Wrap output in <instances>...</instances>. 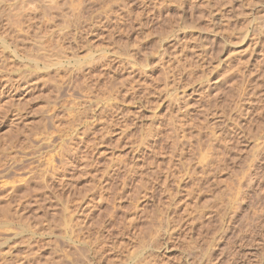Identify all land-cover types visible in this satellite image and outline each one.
<instances>
[{
    "label": "rangeland",
    "instance_id": "rangeland-1",
    "mask_svg": "<svg viewBox=\"0 0 264 264\" xmlns=\"http://www.w3.org/2000/svg\"><path fill=\"white\" fill-rule=\"evenodd\" d=\"M1 8L0 264H264V0Z\"/></svg>",
    "mask_w": 264,
    "mask_h": 264
},
{
    "label": "bare ground",
    "instance_id": "bare-ground-1",
    "mask_svg": "<svg viewBox=\"0 0 264 264\" xmlns=\"http://www.w3.org/2000/svg\"><path fill=\"white\" fill-rule=\"evenodd\" d=\"M46 11V9H44V12ZM21 11H19V12H17V13H12L10 10H7V9H5V8H1L0 9V20H3L4 22H5V24L6 25H9L10 27H12L13 28V30L15 31V32H18V33H16V34H18V36L19 35H25V37H28L29 35V28H30V25H23L24 24V20L22 21V19L23 18H25V16H23L22 14V12L20 13ZM54 30V29H53ZM53 30H52V32H49V34L47 35V36H52L53 35ZM58 30H56V32H57ZM63 31V30H62ZM62 31H58V33H57V35L59 36V35H62ZM21 32H23V33H21ZM55 32V33H56ZM20 33V34H19ZM15 34V35H16ZM65 34V33H64ZM56 35V34H55ZM56 35V36H57ZM18 36H16L14 39H12L13 40V45L15 46V48L17 47V42H24L23 41V38L21 39V38H19L18 39ZM58 36H57V39H58ZM63 37H64V35H63ZM26 39V38H25ZM27 41V40H26ZM25 41V42H26ZM29 41V40H28ZM27 41V42H28ZM30 42H31V44H32V46L35 48V49H33V50H36V52L38 51L39 53L36 55V54H34V56H32V61L35 63V64H37V62L39 61V59H42L43 61H44V57H46L45 59L48 61V63L49 62H51L52 60H53V58L52 59H49L50 57H52V56H54V55H57V54H52V55H50L49 56V53H47V49L44 47V46H41V45H39V44H37V42L36 41H31L30 40ZM0 46H2V47H7V45H6V42H5V39L4 38H1V40H0ZM43 57V58H42ZM55 58H58V57H55ZM61 58V57H60ZM46 62V61H45ZM39 65V64H38ZM35 66V65H34ZM38 67V66H37ZM179 104V103H178ZM183 104H185V103H183ZM175 105V104H174ZM183 108V107H182ZM177 109V108H176ZM181 110V109H180ZM176 111V110H175ZM179 113V112H178ZM177 117V116H176ZM132 161V160H131ZM126 163V162H125ZM128 163V162H127ZM133 164H135V163H133ZM135 166V165H134ZM115 167V166H114ZM120 167V166H119ZM123 167V166H122ZM113 168V167H112ZM118 168V167H117ZM131 169V168H130ZM137 169V168H136ZM104 171V170H103ZM107 171V170H106ZM120 171V170H119ZM127 171V170H126ZM135 171V170H134ZM133 171V172H134ZM102 172V171H101ZM112 172V171H111ZM114 172V171H113ZM38 173V172H37ZM40 173V172H39ZM135 173V172H134ZM33 174H35V173H33ZM41 174V173H40ZM116 174V173H115ZM137 174V173H136ZM104 175V174H103ZM109 175V174H108ZM129 175V174H128ZM133 175V174H132ZM35 176V175H34ZM115 176V175H114ZM114 176H113V179H114ZM118 176V175H117ZM104 177V176H103ZM105 177H107V175L105 176ZM110 177V176H109ZM40 178V177H39ZM99 178V177H98ZM119 178V177H118ZM31 179V178H30ZM38 180V179H37ZM105 179H103V181H104ZM99 181V180H98ZM106 181V180H105ZM104 181V183H106ZM102 182V181H101ZM114 182V181H113ZM3 183V182H2ZM100 183V182H99ZM133 183V182H132ZM95 184V183H94ZM93 184V185H94ZM97 184V183H96ZM102 184V183H101ZM111 184V183H110ZM110 184H109V186H110ZM135 184V183H134ZM44 185V184H43ZM118 185V184H117ZM120 185V184H119ZM113 186V185H112ZM93 187V186H92ZM95 187H96V185H95ZM99 187V186H98ZM102 187V186H101ZM105 187H106V185H105ZM108 187V186H107ZM115 187V186H114ZM103 188V187H102ZM110 188V187H109ZM112 188V187H111ZM92 189V188H91ZM97 189V188H96ZM108 189V188H107ZM118 189V188H117ZM101 190V189H100ZM111 190V189H110ZM109 190V191H110ZM97 191V190H96ZM108 191V190H107ZM116 191V190H115ZM120 191V190H119ZM122 191H123V189H122ZM101 192V191H100ZM112 192V191H111ZM117 192H118V190H117ZM105 193V192H104ZM113 194V193H112ZM120 194V193H119ZM111 195V194H110ZM100 197H101V194H100ZM103 197V196H102ZM110 197H112V196H110ZM110 197H108L109 198V200H110ZM104 198V197H103ZM107 199V198H106ZM105 198H104V200H106ZM115 199H117V198H115ZM102 200V202H103V199H101ZM109 200H106V201H109ZM112 200V199H111ZM98 202V201H97ZM109 204V203H108ZM112 204V203H111ZM113 208V207H112ZM95 211V210H94ZM113 211V210H112ZM72 213V212H71ZM85 213V212H84ZM110 213H112L113 214V212H110ZM110 213H108V214H110ZM78 218V217H77ZM87 218V217H86ZM110 218V217H109ZM76 219V218H75ZM79 219H81L80 217H79ZM107 219V218H106ZM82 220H84V219H82ZM89 220V219H88ZM121 220V219H120ZM125 220H127L126 218H125ZM124 220V221H125ZM129 220V219H128ZM127 220V221H128ZM137 220V219H136ZM73 221V220H72ZM78 222H79V220H77ZM102 221V220H101ZM134 221V220H133ZM76 222V221H75ZM126 222V221H125ZM129 222V221H128ZM80 223V222H79ZM88 223V222H87ZM86 223V224H87ZM93 223V222H92ZM109 223V222H108ZM115 223V222H114ZM118 223H120V222H118ZM124 223V222H123ZM127 223V222H126ZM131 223H133L132 222V220H131ZM149 223V222H148ZM73 224H74V222H73ZM99 224H101V223H99ZM106 224V223H105ZM110 224V223H109ZM150 224H151V222H150ZM78 225V224H77ZM82 225V224H81ZM92 225V224H91ZM94 225V224H93ZM92 225V226H93ZM97 225H98V223H97ZM104 225V224H103ZM114 225V224H113ZM112 225V226H113ZM123 225H126L125 223L123 224ZM127 225H129V224H127ZM133 225V224H132ZM72 226V225H71ZM88 226V225H87ZM86 226V227H87ZM131 226V225H130ZM135 226V225H134ZM94 227H95V225H94ZM114 227H116L115 225H114ZM113 227V228H114ZM123 227V226H122ZM146 227H149V226H146ZM82 228V227H81ZM89 228V227H88ZM109 228V227H108ZM112 228V227H111ZM110 228V229H111ZM118 228V227H117ZM126 228V227H125ZM124 228V229H125ZM129 228V227H128ZM132 228V227H131ZM150 229L152 228V227H149ZM75 229V228H74ZM80 229V228H79ZM86 229V228H85ZM146 229H148V228H146ZM76 230H78V229H76ZM75 230V232H77ZM84 230V229H83ZM82 230V231H83ZM88 230V229H87ZM92 230H94V229H92ZM117 230V229H116ZM125 230H127V229H125ZM132 230V229H131ZM158 230V229H157ZM73 231V230H72ZM80 231V230H79ZM78 231V232H79ZM97 231V230H96ZM110 231V230H109ZM81 232V231H80ZM83 232H88V231H83ZM90 232V234H91V231H89ZM95 232V231H94ZM107 232V231H106ZM121 232V231H120ZM128 232V231H127ZM77 233H75V235H76ZM81 234H83L82 232H81ZM93 234V233H92ZM91 234V235H92ZM95 234V233H94ZM108 234H112V233H108ZM127 234V233H126ZM129 234V233H128ZM153 234V233H152ZM78 235V234H77ZM79 235H80V233H79ZM84 235H86V234H84ZM88 235V234H87ZM118 235H119V233H118ZM154 236H155V233L153 234ZM83 236V235H82ZM97 236V235H96ZM126 236V235H125ZM86 237H88V236H86ZM91 237V236H90ZM92 237H94V236H92ZM75 238H77V236L75 237ZM74 238V239H75ZM79 238V237H78ZM80 238H81V236H80ZM95 238V237H94ZM92 239V238H91ZM115 239H116V236H115ZM78 240V239H77ZM81 242H78V243H82V245L83 246H85V247H83V251H86V252H83L84 253V255H86L85 253H87L88 255H89V253L91 254V252H94V251H92V248L91 247H93V246H91L90 247V245L92 244H90V243H88V241H87V239H85L84 237H82L81 239ZM89 240V239H88ZM79 241V240H78ZM97 241H99V240H97ZM113 241V240H112ZM91 242H93V240L91 241ZM108 242V241H107ZM97 243V242H96ZM100 243V242H99ZM98 243V244H99ZM93 245H95V243L93 244ZM111 245V244H110ZM77 246H75V248H76ZM81 247V248H82ZM98 247V246H97ZM96 248V247H95ZM103 248V247H102ZM115 248V247H114ZM77 249V248H76ZM78 249H80V248H78ZM77 249V250H78ZM100 249H101V247H100ZM111 249V248H110ZM95 251H96V249H94ZM80 251H81V249H80ZM111 251H112V249H111ZM79 252V250L77 251V253ZM97 252V251H96ZM104 252V251H103ZM82 253V254H83ZM98 253V252H97ZM105 253H107V252H105ZM75 254V253H74ZM94 254V253H93ZM79 254H77V256H78ZM88 255H86V258H87V256ZM98 255H100L99 253H98ZM151 255V254H150ZM76 256V257H77ZM147 256V255H146ZM92 257V256H91ZM90 257V258H91ZM99 257V256H98ZM97 257V258H98ZM105 257V256H104ZM140 257H142V256H140ZM145 257V256H144ZM86 258H83V259H85L86 260ZM107 258V257H106ZM101 259V258H100ZM144 259H148V258H144ZM74 260H76V259H74ZM78 260V259H77ZM80 260H82V258L80 259ZM92 260V259H91ZM90 259L89 260H87V262H89V261H91ZM105 260V259H104ZM110 260V259H109ZM84 261V260H83ZM97 261V260H96ZM140 261H141V264H143L144 262V260L142 261L141 259H140ZM143 262V263H142ZM146 262V261H145ZM85 263H86V261H85ZM18 264V263H17ZM74 264H77V263H74ZM94 264V263H93ZM136 264V263H135ZM138 264H140V262L138 263ZM148 264V263H147ZM152 264V263H151Z\"/></svg>",
    "mask_w": 264,
    "mask_h": 264
}]
</instances>
